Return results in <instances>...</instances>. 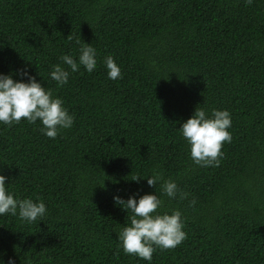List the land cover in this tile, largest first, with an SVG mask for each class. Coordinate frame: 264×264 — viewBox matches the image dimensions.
<instances>
[{
    "label": "trees",
    "instance_id": "obj_1",
    "mask_svg": "<svg viewBox=\"0 0 264 264\" xmlns=\"http://www.w3.org/2000/svg\"><path fill=\"white\" fill-rule=\"evenodd\" d=\"M78 40L97 68L57 86L48 73ZM24 68L74 123L55 139L39 121L0 125L5 184L47 207L37 223L0 216L5 264H148L117 250L130 221L113 196L154 191L158 211H181L187 237L150 264H264V0H0V73ZM197 107L231 114L219 166L193 164L177 130ZM154 171L187 197L132 180Z\"/></svg>",
    "mask_w": 264,
    "mask_h": 264
},
{
    "label": "clouds",
    "instance_id": "obj_2",
    "mask_svg": "<svg viewBox=\"0 0 264 264\" xmlns=\"http://www.w3.org/2000/svg\"><path fill=\"white\" fill-rule=\"evenodd\" d=\"M251 3V0H245ZM70 38V36H67ZM76 55L69 52L58 59L61 63L52 66L48 73L57 86L68 83L70 73L83 67L91 73L97 68V53L91 43L78 40ZM103 64L108 79L116 80L122 76L120 66L112 55L104 57ZM62 65H66L64 67ZM20 79H13V74L0 73V125L11 127L21 120L29 124L39 121V131L46 137L55 139L62 129L73 126L74 115L70 114L59 96L53 95L51 88H46L41 79L37 80L26 68L17 70ZM232 124L231 114L227 109H211L210 113L203 107H197L193 114L177 128L180 136L188 146V154L193 164L202 167H216L224 153V143L232 140L229 131ZM146 178L150 187L159 185L163 194L169 199H184L188 193L180 192L174 180L163 179L162 174L154 171L151 175L133 177V181ZM5 175L0 174V216L11 215L22 223L44 221L47 207L43 200L35 201L30 197L20 198L5 184ZM9 185V184H8ZM113 201L129 214V223L124 225L117 236L118 251L142 259L148 264L152 261L157 248L167 250L177 247L187 237L184 221L179 209L160 212L164 202L156 192L140 196L135 194L124 198L114 195ZM194 203L195 201H191ZM3 255V253H0ZM0 264H5L0 259ZM7 264H15L9 257Z\"/></svg>",
    "mask_w": 264,
    "mask_h": 264
}]
</instances>
